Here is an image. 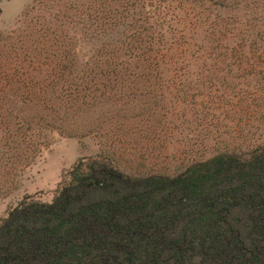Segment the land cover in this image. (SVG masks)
Wrapping results in <instances>:
<instances>
[{"label": "rangeland", "instance_id": "1", "mask_svg": "<svg viewBox=\"0 0 264 264\" xmlns=\"http://www.w3.org/2000/svg\"><path fill=\"white\" fill-rule=\"evenodd\" d=\"M156 1L0 0V218L26 197L50 203L84 159L99 157L133 179L174 177L264 144V60L238 63L224 50L216 58L212 35L167 34L166 46L178 45L165 57L176 63L169 78L106 70L141 57L157 29L149 16H220L228 24L260 16L252 28L264 36V8Z\"/></svg>", "mask_w": 264, "mask_h": 264}, {"label": "trees", "instance_id": "2", "mask_svg": "<svg viewBox=\"0 0 264 264\" xmlns=\"http://www.w3.org/2000/svg\"><path fill=\"white\" fill-rule=\"evenodd\" d=\"M197 2L204 10L243 2L264 8V0ZM148 19L157 29L143 42L141 57L107 64L109 74L173 76L176 63L165 57L176 54L178 45L166 46V36L183 38L185 32L212 35L216 58L224 50L223 58L238 63L264 60L258 50L264 36L252 28L260 16L234 24L220 16L164 13ZM225 98L212 99L220 106ZM180 172L133 179L99 157L81 160L50 203L26 197L0 218V264H264V144L220 153Z\"/></svg>", "mask_w": 264, "mask_h": 264}]
</instances>
